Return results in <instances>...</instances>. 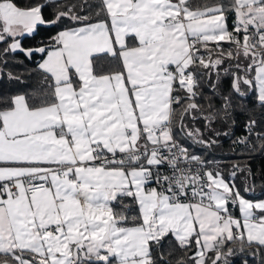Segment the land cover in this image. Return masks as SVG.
<instances>
[{"label":"snow or ice","instance_id":"obj_1","mask_svg":"<svg viewBox=\"0 0 264 264\" xmlns=\"http://www.w3.org/2000/svg\"><path fill=\"white\" fill-rule=\"evenodd\" d=\"M221 137L264 156V0H0V264H264Z\"/></svg>","mask_w":264,"mask_h":264},{"label":"trees","instance_id":"obj_2","mask_svg":"<svg viewBox=\"0 0 264 264\" xmlns=\"http://www.w3.org/2000/svg\"><path fill=\"white\" fill-rule=\"evenodd\" d=\"M47 29L42 28L40 30V34L36 37L35 40L29 39L25 41L26 46H33L35 45L39 40L45 38ZM22 59V57L20 58ZM27 63V62H26ZM13 71H22L23 67L21 65L14 64L12 66ZM244 117L240 118V124H243ZM199 127V125H196ZM243 129L242 127H238L236 130V135L241 136L243 135ZM217 162L220 164V166L223 168V171L226 175L230 174L232 171V165L234 163H241L248 164L251 166V169L253 172L257 173V184H256V191L253 195L259 197L260 196V176L264 175V156L260 155L259 153H253L252 157L249 158L247 156V153L244 152L243 149H235L232 146L231 139H225L221 137V147L216 150L215 153ZM234 264H241L240 258H235ZM251 264V262H250Z\"/></svg>","mask_w":264,"mask_h":264}]
</instances>
